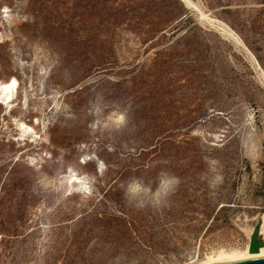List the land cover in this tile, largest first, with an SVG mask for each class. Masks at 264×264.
Masks as SVG:
<instances>
[{
  "label": "rangeland",
  "instance_id": "1",
  "mask_svg": "<svg viewBox=\"0 0 264 264\" xmlns=\"http://www.w3.org/2000/svg\"><path fill=\"white\" fill-rule=\"evenodd\" d=\"M12 77L0 264H193L264 230V0H0ZM134 179L178 183L158 208Z\"/></svg>",
  "mask_w": 264,
  "mask_h": 264
},
{
  "label": "bare ground",
  "instance_id": "2",
  "mask_svg": "<svg viewBox=\"0 0 264 264\" xmlns=\"http://www.w3.org/2000/svg\"><path fill=\"white\" fill-rule=\"evenodd\" d=\"M182 1L188 2V0H182ZM222 29L233 35V33L230 30L226 28H222ZM16 84L17 81L14 77L10 78L7 81L0 82L1 100L6 102L12 99L13 91L16 88ZM1 103L3 102L1 101ZM262 229L263 228H260L259 229L260 233L258 232L260 236L257 239V242H259L260 245L257 250L250 251L249 249V241L251 238L250 235L249 241H247V243L243 247L230 248V249H225V248L216 249L211 253L207 254L203 259L196 261L193 264H225V263H232L244 259L264 257V230Z\"/></svg>",
  "mask_w": 264,
  "mask_h": 264
},
{
  "label": "clouds",
  "instance_id": "3",
  "mask_svg": "<svg viewBox=\"0 0 264 264\" xmlns=\"http://www.w3.org/2000/svg\"><path fill=\"white\" fill-rule=\"evenodd\" d=\"M209 171L215 173V161H208ZM221 181L219 175H213L212 179L208 182L210 189L215 188ZM176 180H162L160 184L153 190L150 187L143 184L140 180H132L126 187V195L131 197L148 196L151 198V202L156 207H162L166 205L168 197L174 191V186L177 184Z\"/></svg>",
  "mask_w": 264,
  "mask_h": 264
},
{
  "label": "water",
  "instance_id": "4",
  "mask_svg": "<svg viewBox=\"0 0 264 264\" xmlns=\"http://www.w3.org/2000/svg\"><path fill=\"white\" fill-rule=\"evenodd\" d=\"M259 231V226L256 227L251 235L250 241H249V249L250 251H255L258 249L260 243L257 242V233ZM225 264H264V257H257V258H251V259H244L232 263H225Z\"/></svg>",
  "mask_w": 264,
  "mask_h": 264
},
{
  "label": "trees",
  "instance_id": "5",
  "mask_svg": "<svg viewBox=\"0 0 264 264\" xmlns=\"http://www.w3.org/2000/svg\"><path fill=\"white\" fill-rule=\"evenodd\" d=\"M161 3H163V0H161ZM179 4H180V3H179ZM180 8H183V7L181 6V4H180ZM180 10H181V9H180ZM167 14H171V12H167L166 15H167ZM180 15H181V12H180V11H175L174 14L171 15L169 21L171 20V18L180 17ZM180 20H181V19H180Z\"/></svg>",
  "mask_w": 264,
  "mask_h": 264
},
{
  "label": "snow or ice",
  "instance_id": "6",
  "mask_svg": "<svg viewBox=\"0 0 264 264\" xmlns=\"http://www.w3.org/2000/svg\"><path fill=\"white\" fill-rule=\"evenodd\" d=\"M13 83H14V82H13ZM21 128H24V126L21 125ZM28 131H31V129H28ZM81 163H83V161H81ZM72 180H74V181H76L77 183H79V180H78L75 176H73ZM71 182H72V181L70 180L69 183H71ZM84 191H87V188H86V187L84 188Z\"/></svg>",
  "mask_w": 264,
  "mask_h": 264
}]
</instances>
